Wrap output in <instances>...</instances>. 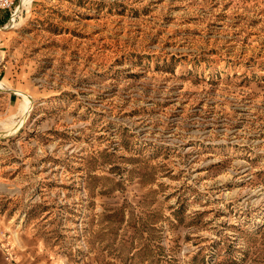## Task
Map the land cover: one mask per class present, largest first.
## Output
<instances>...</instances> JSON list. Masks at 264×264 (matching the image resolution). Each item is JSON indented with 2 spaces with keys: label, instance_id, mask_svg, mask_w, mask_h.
I'll use <instances>...</instances> for the list:
<instances>
[{
  "label": "rangeland",
  "instance_id": "1",
  "mask_svg": "<svg viewBox=\"0 0 264 264\" xmlns=\"http://www.w3.org/2000/svg\"><path fill=\"white\" fill-rule=\"evenodd\" d=\"M0 59V264H264V0H13Z\"/></svg>",
  "mask_w": 264,
  "mask_h": 264
},
{
  "label": "bare ground",
  "instance_id": "2",
  "mask_svg": "<svg viewBox=\"0 0 264 264\" xmlns=\"http://www.w3.org/2000/svg\"><path fill=\"white\" fill-rule=\"evenodd\" d=\"M30 2V0H25V4H28ZM1 61V59H0ZM9 92V91H8ZM18 92V91H17ZM18 94H20V96H22L23 98V103L22 104V113H21V116H20V120H18L15 124H14V128H16V126H18L21 122H22V118L24 115H28V112H30V108L32 106V101H33V98L30 96V95H27L25 93H21L19 92ZM20 113V111H19ZM26 115V116H27ZM29 116V115H28ZM18 118V117H17ZM14 119V118H13ZM3 125V124H2ZM7 128V127H6ZM15 130V129H14ZM69 144V143H68ZM42 154V153H41ZM16 166V165H15ZM3 185V184H2ZM11 187V186H10ZM14 189V188H13ZM12 221V220H11ZM22 222V221H21ZM15 244V243H14Z\"/></svg>",
  "mask_w": 264,
  "mask_h": 264
},
{
  "label": "built area",
  "instance_id": "3",
  "mask_svg": "<svg viewBox=\"0 0 264 264\" xmlns=\"http://www.w3.org/2000/svg\"><path fill=\"white\" fill-rule=\"evenodd\" d=\"M13 5V0H0V10H9Z\"/></svg>",
  "mask_w": 264,
  "mask_h": 264
}]
</instances>
